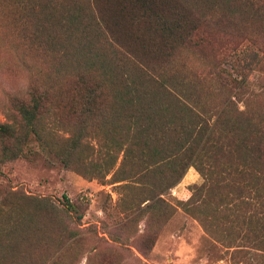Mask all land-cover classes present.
Instances as JSON below:
<instances>
[{
    "label": "trees",
    "instance_id": "1",
    "mask_svg": "<svg viewBox=\"0 0 264 264\" xmlns=\"http://www.w3.org/2000/svg\"><path fill=\"white\" fill-rule=\"evenodd\" d=\"M3 28L0 50L32 79L0 123L2 161L33 155L35 141L86 178L147 186L141 205L164 219L174 208L163 197L195 168L204 182L191 215L228 246L235 228L264 249V78L250 87L264 62V0H0ZM50 124L69 134L57 148ZM14 196L62 225L79 212L66 196L64 209ZM8 214L0 264L32 259L42 228Z\"/></svg>",
    "mask_w": 264,
    "mask_h": 264
},
{
    "label": "rangeland",
    "instance_id": "2",
    "mask_svg": "<svg viewBox=\"0 0 264 264\" xmlns=\"http://www.w3.org/2000/svg\"><path fill=\"white\" fill-rule=\"evenodd\" d=\"M0 38H7L4 28ZM6 51L0 50V123L10 122L9 116L14 114L11 98L26 97L32 79L26 69L14 66ZM198 54L191 56V62L201 68L207 61ZM263 78L264 62L253 74L251 89L260 92ZM48 130L47 138L55 148L69 135L56 124L48 125ZM88 141L96 151L100 149L96 139ZM31 147L36 153L27 158L4 162L0 157V213L4 215L0 228L10 221L8 212L12 210L31 215L42 228L41 236L30 240L32 248L26 247L37 250L32 259L24 254L26 262L23 258L13 264H264V249L242 245V231L230 230L234 241L228 246L222 238L208 234L191 215L189 200L204 182L195 168L163 197L174 208L171 217L164 219L157 209H146L148 202L141 205L150 195L147 186L86 178L66 169L35 141ZM15 193L47 198L59 209H64L66 196L79 212L72 213L67 224H58L54 215H36L42 207L17 199Z\"/></svg>",
    "mask_w": 264,
    "mask_h": 264
}]
</instances>
